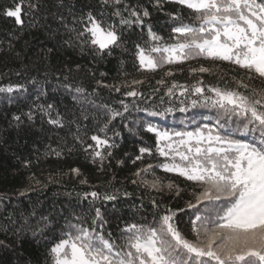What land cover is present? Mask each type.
Listing matches in <instances>:
<instances>
[{
	"label": "snow or ice",
	"instance_id": "6c2138e0",
	"mask_svg": "<svg viewBox=\"0 0 264 264\" xmlns=\"http://www.w3.org/2000/svg\"><path fill=\"white\" fill-rule=\"evenodd\" d=\"M150 3L152 11L141 3L131 4L128 0H98L99 12L95 6L86 5V11L82 9L79 15L72 14L71 24L61 13L52 15L69 34L64 45L78 48L82 54L87 52L93 61L106 59L115 49L133 43L138 72H155L170 66L164 77H172L175 73L171 66L203 59L212 61L213 67L190 66L189 76L212 74L215 62L228 63L242 75L229 76L220 72L216 84L206 83L203 78L192 84L173 80L171 85H166L163 77L158 80V85L166 87L165 96L183 97L192 107L215 109V123L208 121L195 127L194 131L173 132L160 131L151 123L146 124L145 130L156 136L155 147L140 146L139 154L132 162L134 165L137 161L143 163L145 156H157L163 161L137 168L132 173L131 183L148 193L167 192L175 193L174 198L180 197L184 189L172 180L165 183L156 176L153 168L158 167L192 185L188 192L190 199L183 208H173L162 199L149 195L152 219L145 223L126 222L117 239L111 232L105 234L108 221L96 204L98 201H116L121 194L130 197L133 193L126 190L121 193L120 189L80 193V199L89 202L94 215L90 222L85 216H73L66 238L49 249L52 264H264V88L250 83L256 78L264 81V0H150ZM165 4L178 5L180 9L164 12ZM39 6L40 0L36 3L28 0L29 11L25 13L24 0H21L14 8L4 9L3 15L14 18L17 25L23 26L22 17L39 11ZM185 8L194 14L188 23L184 22L182 13ZM153 11L161 12L175 25L167 39L153 30ZM133 35L143 43L133 42ZM52 52V48L47 49L45 56ZM83 67L76 64L74 69L66 68L68 74L64 81H69L71 73L79 72ZM86 70L95 78L93 68ZM105 75L100 73L101 77ZM35 82V79L31 81ZM144 82L143 79H132L120 84H106L102 79L95 80L96 86L91 92L85 87H75V93L80 97L77 102L87 98L89 103L95 104L94 97L99 88L116 93L122 88H130L123 95L133 98L132 106L137 111L150 116L172 112L171 107L163 112L139 108V101L147 104L160 91L154 88L145 95L138 90ZM230 83L235 86L230 87ZM63 87L71 89L73 85L64 83ZM23 88L24 84L20 83L0 85V92L13 93ZM45 94L40 92L38 95ZM160 99L163 103L164 98ZM119 105L122 111L109 104L97 105L107 111V120L90 136L86 132L81 135L79 121L67 120L54 103H34L22 115L13 114L12 120L19 126L25 118L33 122L39 113L42 121L58 130L75 124L76 130L68 134L72 144H68L67 137L61 138V143L56 148L49 145L44 155L63 158L66 153L82 152L90 163L98 166V171H104L106 163L111 170L113 149L119 147L107 136L106 130L117 118L123 119L131 107L124 99ZM113 134L119 135L118 132ZM123 163V160L116 161L118 166ZM30 166L31 161H25V167ZM68 174L79 177L81 172L72 167L64 173ZM148 174H152L151 179L147 178ZM30 179L35 180V177ZM35 183L39 185L40 181ZM87 183V179L80 180L82 185ZM19 194L24 195V191ZM140 199L139 207L144 208L145 197L141 195ZM189 211L192 213L189 217L191 237L181 229L179 220L181 214ZM41 221L47 227L49 217H41ZM19 231L21 229L16 230ZM41 231L37 228L33 235ZM0 247L9 245L0 241Z\"/></svg>",
	"mask_w": 264,
	"mask_h": 264
},
{
	"label": "trees",
	"instance_id": "16d2710c",
	"mask_svg": "<svg viewBox=\"0 0 264 264\" xmlns=\"http://www.w3.org/2000/svg\"><path fill=\"white\" fill-rule=\"evenodd\" d=\"M20 2L21 0H0V85L24 84V88L19 91L0 92V241L9 245V247H0V264H51L49 249L60 239L66 238L73 216H85L90 222L94 215V210H90L89 202L80 199L78 195L80 193L92 190L111 192L114 189H120L121 193L125 190L133 193L130 197L121 194L116 201H98L96 204L97 207L102 208L104 218L108 221L105 234L111 232L117 239L120 229L126 222L145 223L152 219V209L147 198L149 195L162 199L163 203L170 204L173 208H183L185 202L190 199L188 192L192 185L186 183L183 178L166 173L158 167L153 168L156 176L165 183L172 180L184 189L180 197L174 198L175 193H148L147 190L131 183L132 173L137 168L144 164L155 165L163 161V158L157 156H145L143 163L137 161L135 165L133 164L132 161L135 155L139 154L140 146L155 147L156 136L147 132L145 125L151 123L160 131H179L180 128H174L170 122L185 120L186 115L181 108L191 111L199 106H190V101L183 97L165 96L166 87L158 85V80L163 77L166 85H171L173 80L192 84L196 79L203 78L206 83L216 84L220 72L229 76L242 74L239 69L233 70V66L228 63L215 62L212 74L189 76L190 66L198 67L202 64L205 67H213L212 61L203 59L171 66L175 73L172 77H164V72L170 66L155 72H138L133 43L115 49L113 55L106 59L98 58L93 61L87 52L82 54L78 48L73 49L64 45L63 41L69 38V34L52 13L63 14L71 24L72 14L79 15L82 9L86 11V5L95 6V10L99 12L98 0H40L39 11H33L32 15L22 17L23 26L17 25L14 18L3 15L4 9L14 8ZM31 2L36 3V0ZM128 2L141 3L152 11L150 0H128ZM27 3L28 0H24L25 13L29 11ZM60 4L64 7H59ZM178 9L180 6L174 4L164 6V12H175ZM182 13L184 22H191L194 14L186 8ZM151 23L154 25L153 30L166 39L171 33V27L175 26L159 11H153ZM136 31L139 32L138 29ZM146 39L145 36L144 40ZM131 40L143 43L142 40H137L136 35H133ZM49 48H52L53 52L45 56ZM76 64L84 67L79 72L74 70L71 79L64 81V76L68 74L66 68L74 69ZM87 68L95 70V78L87 72ZM101 72L106 75L101 77ZM33 79L35 83H31ZM99 79L106 84L143 79L145 82L138 86L139 91L145 95L150 94L154 88H159L160 91L147 104L139 101V108H148L157 112H163L169 107L174 110L165 113L164 116H150L146 112L137 111L136 107L132 106L133 98L123 95V92L131 90L130 88H122L120 93L99 88L98 94L94 97L95 104L89 103L87 98L78 103L80 97L75 93V87H85L91 92L96 86L95 80ZM64 83H71L73 87L64 88ZM250 83L257 88H264V81L258 78ZM229 86L235 85L230 83ZM40 92L46 94L38 95ZM161 97L164 98L163 103ZM121 99L131 107L123 119L117 118L106 130L107 136L119 145L113 149L111 170L106 163L104 171H98V166L90 163L84 153L78 151H74L71 155L66 153L63 158L44 155L48 146L56 148L61 143V138L67 137L68 144L71 145L72 140L68 134L69 131L76 130L75 124L70 128L58 130L42 121L39 113L33 122L25 118L19 126L12 120L13 114L22 115L34 103L45 105L54 103L67 120L79 121L81 135L86 132L90 136L107 120V111L97 105L109 104L122 111L119 105ZM181 99L184 100L183 104L180 103ZM98 108L102 111H98ZM215 119L216 116L208 121L215 123ZM201 124L202 122L199 125ZM114 132H118L119 135H114ZM125 153L128 155L125 156ZM117 160H123L124 163L118 166ZM25 161H31V166L25 167ZM72 167L80 169L79 177L64 175ZM32 176L35 180L30 179ZM147 178L151 179L152 174H148ZM83 179H87L88 183L80 184V180ZM36 180L40 181L39 185L35 183ZM29 187L31 190L25 191ZM21 191H24V195L19 194ZM141 195L145 197L144 208L139 207ZM190 215H192L191 211L179 216L180 227L189 237H191ZM44 216L49 217L47 227L41 221V217ZM37 228H41L42 231L33 235ZM17 229L21 231L16 232Z\"/></svg>",
	"mask_w": 264,
	"mask_h": 264
},
{
	"label": "rangeland",
	"instance_id": "374dc122",
	"mask_svg": "<svg viewBox=\"0 0 264 264\" xmlns=\"http://www.w3.org/2000/svg\"><path fill=\"white\" fill-rule=\"evenodd\" d=\"M98 111H102V109L101 108H98ZM52 264V263H51Z\"/></svg>",
	"mask_w": 264,
	"mask_h": 264
}]
</instances>
